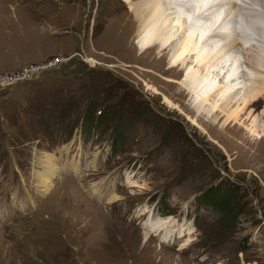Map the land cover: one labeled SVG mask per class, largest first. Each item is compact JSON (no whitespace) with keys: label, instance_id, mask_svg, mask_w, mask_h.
Listing matches in <instances>:
<instances>
[{"label":"rangeland","instance_id":"rangeland-1","mask_svg":"<svg viewBox=\"0 0 264 264\" xmlns=\"http://www.w3.org/2000/svg\"><path fill=\"white\" fill-rule=\"evenodd\" d=\"M130 5L0 0V264H264V162L143 64Z\"/></svg>","mask_w":264,"mask_h":264},{"label":"bare ground","instance_id":"bare-ground-1","mask_svg":"<svg viewBox=\"0 0 264 264\" xmlns=\"http://www.w3.org/2000/svg\"><path fill=\"white\" fill-rule=\"evenodd\" d=\"M128 1L129 12L138 23L137 47L140 54H147L140 58L143 64L151 68L159 65L164 73L174 72L173 83L181 80L185 69L181 84L190 94L195 123L202 128L221 125L230 148L245 150L254 161L264 162V0ZM233 12L241 14L240 22L251 40L249 52L238 47L244 41L233 30ZM131 25L121 31L118 47L122 37L125 47L130 44ZM239 54L242 59L238 64ZM165 221L159 219L155 229L159 231ZM228 250L223 256L229 262Z\"/></svg>","mask_w":264,"mask_h":264}]
</instances>
